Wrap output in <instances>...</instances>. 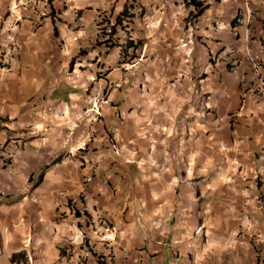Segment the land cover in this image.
Returning <instances> with one entry per match:
<instances>
[{"label":"crops","instance_id":"obj_1","mask_svg":"<svg viewBox=\"0 0 264 264\" xmlns=\"http://www.w3.org/2000/svg\"><path fill=\"white\" fill-rule=\"evenodd\" d=\"M26 1L0 0V55L15 40L0 143L25 139L0 151V264H264V100L245 56L264 68V0H195L197 16L190 0ZM132 3L101 43V18Z\"/></svg>","mask_w":264,"mask_h":264},{"label":"built area","instance_id":"obj_2","mask_svg":"<svg viewBox=\"0 0 264 264\" xmlns=\"http://www.w3.org/2000/svg\"><path fill=\"white\" fill-rule=\"evenodd\" d=\"M30 2V1H29ZM32 2V1H31ZM28 3V2H26ZM25 3V5H26ZM34 3V2H33ZM133 5L128 7V11L131 14H137L142 12V7L139 4L132 3ZM35 6H38V2L34 4ZM22 19V16H17L15 17V20L12 22V26L14 27L20 20ZM248 21V17L243 14H238V16L235 18V23L237 25H243ZM114 26L115 23L109 20L106 16L101 18L100 21V34L103 35V37L111 36L114 35ZM10 41L7 44V50H5L1 55H0V60L3 61L6 65L5 67H10L11 59L14 55L15 52V40L11 39L9 37ZM186 45V44H185ZM245 56L249 60L251 64V71H252V78H255L256 84L251 87L249 90V96L252 98H255L257 100H264V68L262 65V59L253 53L252 50L247 49L245 52ZM224 59H227V57ZM238 63H235V65ZM86 160H81L80 163L81 165L84 164ZM254 178L256 180H261L264 175L261 172H255L254 173ZM106 230L110 232L111 234L109 236H103V241H113L115 240L116 236H113L112 233L115 232L114 226L107 225ZM77 239L80 240V243L84 244L86 237L83 236V233L80 234L77 238L73 239L72 242H76ZM100 258V257H99Z\"/></svg>","mask_w":264,"mask_h":264},{"label":"rangeland","instance_id":"obj_3","mask_svg":"<svg viewBox=\"0 0 264 264\" xmlns=\"http://www.w3.org/2000/svg\"><path fill=\"white\" fill-rule=\"evenodd\" d=\"M15 1V0H14ZM25 2H27L26 0L23 2V3H21V1L20 0H17V6L15 5V3H12V8L14 7H18L19 5H21V4H24V6H26L25 5ZM40 4H41V2H38V6H40ZM44 5V4H43ZM46 7V6H45ZM16 9V8H15ZM13 9H11V10H9L8 11V17H7V19L11 16V13L13 12L12 11ZM124 10H126V8H124L122 11H121V14H124V13H122ZM22 16V19L24 18L23 17V15H21ZM6 18V17H5ZM21 19V20H22ZM20 20V21H21ZM112 22H114L115 24H116V21H112ZM12 26V25H11ZM13 27V26H12ZM112 138H113V136H112V134L110 133V136H109V139H111L112 140ZM9 141H12V143H20L21 141L22 142H24L25 141V139H24V137H13L12 139H9V140H7V142L5 143V144H1L0 143V151L1 152H3V153H6V154H8V153H10V151H8V149H7V146H8V142ZM19 147V146H18ZM83 150V152H86L84 149H82ZM23 150H22V148H16L14 151H13V153H20V152H22ZM81 153V155L83 156L84 155V153ZM60 157H62V155H59V157L58 158H60ZM13 158L14 157H9V156H7L6 158H5V161H4V163H5V167H12V165H13V162H12V160H13ZM48 168V166H44V167H42V169H41V173H40V175L39 174H37L35 177H34V182L35 181H37V177H39L40 178V180H42V176H43V173L46 171V169ZM71 202V201H70ZM70 205H71V203H70ZM26 259H27V261H29V263L30 264H33V262L36 260V258H35V256L34 255H32V256H28V257H26ZM23 264H26V260H24L23 261ZM86 264H88V263H86Z\"/></svg>","mask_w":264,"mask_h":264},{"label":"trees","instance_id":"obj_4","mask_svg":"<svg viewBox=\"0 0 264 264\" xmlns=\"http://www.w3.org/2000/svg\"><path fill=\"white\" fill-rule=\"evenodd\" d=\"M192 3H194L195 5H196V8H197V13L195 14L196 16L197 15H199V14H201L202 13V11L205 9V8H207L208 6L207 5H205L203 2H196L195 0H190V4H192ZM133 4H131L130 6H132ZM130 6H128V7H130ZM128 7H126V10H124L122 13H124V14H121V16H119L118 17V22L115 24V26H114V35H111V36H107L106 37V39L103 41V42H101V43H106L107 45H116V42H114L113 41V39H115V35H116V32H117V24H119V21L121 20V19H126V17H131L133 14H131L129 11H128ZM121 17V18H120ZM139 43L140 42H138V43H136L134 40H129L128 41V44L126 45V50L128 51L130 48L133 50V52H135V50L138 48V46H139ZM5 63L3 62V61H1L0 60V67H5ZM5 122V121H7V118H3V117H1L0 116V122ZM42 178V177H41ZM39 181H41L40 180V178H39ZM76 214H77V216H79L80 214H79V212L78 211H76Z\"/></svg>","mask_w":264,"mask_h":264}]
</instances>
